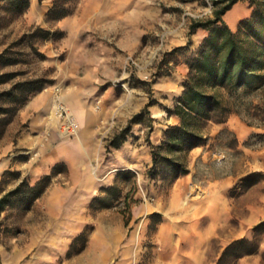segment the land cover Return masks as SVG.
<instances>
[{
    "label": "rangeland",
    "instance_id": "1",
    "mask_svg": "<svg viewBox=\"0 0 264 264\" xmlns=\"http://www.w3.org/2000/svg\"><path fill=\"white\" fill-rule=\"evenodd\" d=\"M54 1L30 0L18 17L7 15L0 4V54L7 52L11 60L0 63L6 80L0 83L5 109L0 114V196L22 181L33 186L54 173L29 210L10 206L0 214V264H219L225 248L241 239L254 241L257 252L226 256L220 264H264V232L253 230L264 223V87L231 100L228 126L197 147L203 158L190 153L197 148L184 155L187 175L172 179L166 166L157 167L156 174L152 170L154 126L173 108L174 95L182 93L186 63L207 35L201 29L191 33L190 25L212 19L214 0H73L62 3L68 16L50 20L47 12ZM237 4L228 22L237 14L249 17L248 0ZM80 10L86 17L82 26L73 22ZM62 20L65 28L78 26L79 32L58 28ZM37 29L41 32L32 37ZM84 55L102 57L95 66L106 71L103 79L81 78L89 67ZM39 79L45 85L22 105L2 96ZM39 95L49 107L44 115L30 108ZM56 96L74 117L75 136L61 133L53 113ZM69 99L98 117L100 146L73 171L61 162L42 173L38 163L57 141L79 143L82 138L84 129ZM148 104L149 114L130 126L121 147L107 150ZM119 171H130L134 178L116 181ZM226 173L233 183L222 194L212 180ZM245 180L253 184L245 188ZM116 182L121 193L109 198L110 206L92 207L95 197L105 196L101 190ZM214 202L227 203V212L219 213L228 221L216 237L204 241L200 233L210 226ZM81 234L85 241H75Z\"/></svg>",
    "mask_w": 264,
    "mask_h": 264
},
{
    "label": "trees",
    "instance_id": "2",
    "mask_svg": "<svg viewBox=\"0 0 264 264\" xmlns=\"http://www.w3.org/2000/svg\"><path fill=\"white\" fill-rule=\"evenodd\" d=\"M41 1V0H38ZM64 1V2H61ZM73 0H55L47 12L50 20H60L70 14L62 3ZM240 0H214L212 19L206 21H193L190 25L191 33L201 29L207 32L199 45L196 56L187 61L188 74L182 84L183 91L176 98L172 109L167 108V116L179 118L177 125L168 126L162 133L159 145L152 146L151 156L153 174L159 166H166L172 179H177L189 173L185 156L189 151L208 144L210 138L205 133L209 122L224 124L233 112L230 102L234 97L254 93L264 87V0H248L251 13L238 24L237 30L232 31L223 20L224 15ZM1 9L10 16L18 17L29 8L30 0H0ZM37 29L32 37H35ZM44 34H48L45 32ZM0 63H11L7 52L0 54ZM5 75H0V83ZM43 79L18 84L15 90L2 96L12 98L22 105L34 93L40 91L45 85ZM16 91L21 95H14ZM13 101V102H14ZM146 108L135 115L128 127L123 129L108 144L107 150L118 149L125 140L132 124H140L144 114H149ZM16 109L12 110L14 113ZM5 109L0 107V114ZM150 130L153 126L150 125ZM54 173L43 177L35 185L30 186L22 181L14 190L0 196V214L10 206H22L29 210L34 201L40 198L51 184ZM134 174L130 171H119L116 181L130 180ZM253 183L248 180L242 185L250 187ZM1 192V190H0ZM103 197H95L91 206L109 207L107 203L114 194H120L117 182L114 186L101 190ZM254 232H264V223L254 227ZM75 241H85L83 234ZM258 250L254 241L241 239L228 245L219 261L226 256L235 258L251 255Z\"/></svg>",
    "mask_w": 264,
    "mask_h": 264
},
{
    "label": "crops",
    "instance_id": "3",
    "mask_svg": "<svg viewBox=\"0 0 264 264\" xmlns=\"http://www.w3.org/2000/svg\"><path fill=\"white\" fill-rule=\"evenodd\" d=\"M237 6L238 4H235L223 17V18H226V24L229 26V28L232 31H236L239 22L247 17L246 15L240 16L239 14H237L236 17L231 19L229 22L227 21V17L229 16L231 12H233L237 8ZM75 18H76V21L73 19V22L77 25L82 26L86 22L84 10H80L78 17L76 16ZM64 23H65L64 20L59 21L58 28H60L61 30H65L69 33L70 31H73L74 33L79 32L80 29L78 26L77 27L69 26V28H65ZM98 58L100 60L99 59L97 60L96 56L90 55L87 57L84 55V64H87L88 62L89 67L86 68V70L83 72V75L81 77L83 80H101L104 78V74L107 75L106 71L103 70L100 66L99 67L95 66L96 64H98L99 61L101 62L102 57L99 56ZM185 68L186 66L184 65V68H182V71H185ZM178 70L179 68L171 72L172 77L177 75ZM166 77L169 78L171 76L168 75ZM77 93L79 96H82L81 93H79V91H77ZM180 95H181V92L174 95V97L177 98ZM76 101H77L76 99L74 100L69 99L68 104H70V106L73 108L77 118L79 119V122L81 123L82 128L84 129L83 130L84 132L82 133V138L79 141V143L74 140L68 141V142L57 141L55 146L50 151H48L46 154H44L38 163L39 169L43 170L42 173H48L50 168H52L55 164L61 163V162L67 163L69 165L70 171H73L75 168H78L81 166V163L85 161L84 158L88 157L87 152H89V154H92L94 151H98V148L101 143L100 139H97L98 137L96 136L97 127H98L96 120H98L97 119L98 117L91 110L83 113L80 109V103L79 102L77 103ZM30 108H32L33 111L37 110L42 115L46 114L49 110V107H47V105L44 102L43 95H39L36 98H34L32 102L30 103ZM124 114H125L124 116L130 115L129 113H124ZM161 116H162L161 117L162 119L157 124H155L154 131L151 134V136L154 135V137L151 138L153 145L159 144L161 140V133H162L161 128L162 127L168 128V126L177 125L179 123L178 117L167 116L166 113ZM163 116L165 118H163ZM121 119L122 117H119V120ZM227 124L228 123H224V124L211 123L208 126L206 135L210 137H216L225 127L228 126ZM157 126L161 127L158 131H157ZM81 147L85 149L86 153H83L80 150ZM190 153L194 154L197 157H200V159L203 158L202 148L194 149ZM15 168L18 170H23L22 169L23 167L22 168L15 167ZM24 170H27V169H24ZM232 178L233 177L227 173L214 177V179L212 180L214 182V184H212L213 188L216 189L218 192L224 194L228 190L229 186L233 183ZM227 206L228 205L225 202L224 203L222 202L220 204L218 202L213 203L212 209H211V212L208 218V222L210 223V226L205 232L200 233L201 240L205 241V240L212 239L217 236L220 225L225 224L228 221V219H225V220L221 219L219 209H222V210L226 209V212H227V209H228Z\"/></svg>",
    "mask_w": 264,
    "mask_h": 264
},
{
    "label": "built area",
    "instance_id": "4",
    "mask_svg": "<svg viewBox=\"0 0 264 264\" xmlns=\"http://www.w3.org/2000/svg\"><path fill=\"white\" fill-rule=\"evenodd\" d=\"M53 113L59 120L61 133L68 137L75 136L77 133V125L74 117L58 96L55 97L53 102Z\"/></svg>",
    "mask_w": 264,
    "mask_h": 264
}]
</instances>
